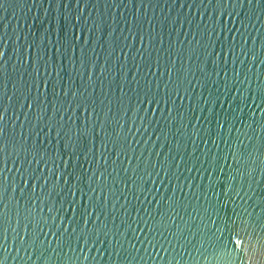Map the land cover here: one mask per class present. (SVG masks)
<instances>
[{
	"label": "water",
	"instance_id": "water-1",
	"mask_svg": "<svg viewBox=\"0 0 264 264\" xmlns=\"http://www.w3.org/2000/svg\"><path fill=\"white\" fill-rule=\"evenodd\" d=\"M0 264H264V0H0Z\"/></svg>",
	"mask_w": 264,
	"mask_h": 264
}]
</instances>
